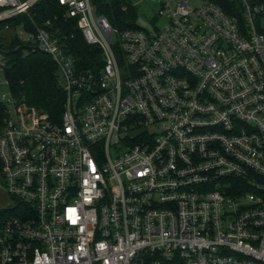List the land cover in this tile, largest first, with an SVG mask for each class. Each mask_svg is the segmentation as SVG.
I'll return each mask as SVG.
<instances>
[{
  "label": "built area",
  "instance_id": "obj_1",
  "mask_svg": "<svg viewBox=\"0 0 264 264\" xmlns=\"http://www.w3.org/2000/svg\"><path fill=\"white\" fill-rule=\"evenodd\" d=\"M40 1L0 0V264H264V0H148L153 30L59 0L84 70L50 21L8 24ZM13 40L56 64L59 122L13 94Z\"/></svg>",
  "mask_w": 264,
  "mask_h": 264
},
{
  "label": "trees",
  "instance_id": "obj_2",
  "mask_svg": "<svg viewBox=\"0 0 264 264\" xmlns=\"http://www.w3.org/2000/svg\"><path fill=\"white\" fill-rule=\"evenodd\" d=\"M92 1L97 6L98 13L105 15L113 27L120 30L137 28L135 22L138 18V10L131 7L128 13L123 12L121 7L124 0ZM210 1L223 8L229 3V0ZM64 12L59 0H41L31 11V19L22 15L8 21V24L13 28L22 24L26 29L31 30L32 22L42 25L50 21L52 29L58 30V33L65 37L68 53L75 58L79 68L84 70L91 66H101L100 50L86 44L77 28V22L66 19ZM16 43L17 40H13L8 44L11 53L7 77L13 94L24 99L30 107L43 110L50 119L59 122L63 113L65 94L56 64L47 54L38 50L32 51L23 46L17 51L13 50Z\"/></svg>",
  "mask_w": 264,
  "mask_h": 264
},
{
  "label": "rangeland",
  "instance_id": "obj_3",
  "mask_svg": "<svg viewBox=\"0 0 264 264\" xmlns=\"http://www.w3.org/2000/svg\"><path fill=\"white\" fill-rule=\"evenodd\" d=\"M132 1L138 6V26L147 30H153L154 26L158 27L159 29L164 26L165 21L163 19L156 21V23L153 22V18L155 17L158 10L154 4L149 3L148 0ZM0 36L3 37V39L7 40V38L9 39L10 37V33L2 32ZM10 202L11 200L9 199L7 194L0 190V206H9Z\"/></svg>",
  "mask_w": 264,
  "mask_h": 264
}]
</instances>
